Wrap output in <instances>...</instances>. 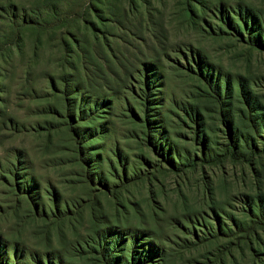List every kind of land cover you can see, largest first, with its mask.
Listing matches in <instances>:
<instances>
[{
    "label": "rangeland",
    "instance_id": "obj_1",
    "mask_svg": "<svg viewBox=\"0 0 264 264\" xmlns=\"http://www.w3.org/2000/svg\"><path fill=\"white\" fill-rule=\"evenodd\" d=\"M53 3L0 0V264H264V0Z\"/></svg>",
    "mask_w": 264,
    "mask_h": 264
},
{
    "label": "trees",
    "instance_id": "obj_2",
    "mask_svg": "<svg viewBox=\"0 0 264 264\" xmlns=\"http://www.w3.org/2000/svg\"><path fill=\"white\" fill-rule=\"evenodd\" d=\"M77 1V2H76ZM86 0H75V3L62 6L61 3H53L49 5L47 11L42 9H35L32 11V15L20 17L18 14H14L12 20V27L21 28H47L50 26H67L70 25V15L75 14V10L79 8L80 3H85ZM99 1V0H97ZM113 1V0H112ZM60 2V0H59ZM113 4V3H112ZM91 10V8H90ZM220 97V95H218ZM218 97V98H219Z\"/></svg>",
    "mask_w": 264,
    "mask_h": 264
}]
</instances>
